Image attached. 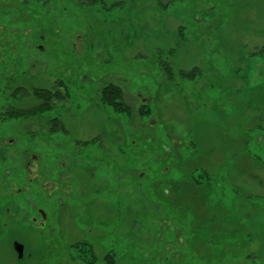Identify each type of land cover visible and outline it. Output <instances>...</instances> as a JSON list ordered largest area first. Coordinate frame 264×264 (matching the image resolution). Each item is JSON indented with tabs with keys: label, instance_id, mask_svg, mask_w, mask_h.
Listing matches in <instances>:
<instances>
[{
	"label": "rangeland",
	"instance_id": "374dc122",
	"mask_svg": "<svg viewBox=\"0 0 264 264\" xmlns=\"http://www.w3.org/2000/svg\"><path fill=\"white\" fill-rule=\"evenodd\" d=\"M261 194L264 0H0V264H85L81 242L94 264H264Z\"/></svg>",
	"mask_w": 264,
	"mask_h": 264
},
{
	"label": "trees",
	"instance_id": "16d2710c",
	"mask_svg": "<svg viewBox=\"0 0 264 264\" xmlns=\"http://www.w3.org/2000/svg\"><path fill=\"white\" fill-rule=\"evenodd\" d=\"M98 0H93V2H97ZM163 71L167 78L171 81L176 80L177 77L184 81H195L202 75V70L199 67H194L191 70H181L179 72H175L172 66L169 63H164L163 64ZM62 85V83H60ZM19 90H25L24 88L22 89H17L14 91L12 94V97H18ZM23 94L30 93L23 91L21 92ZM17 94V95H14ZM33 99L36 101L34 104L27 108V109H14V107L11 106L12 109H10L8 112L12 114L13 117L16 118V120H29L34 117H40L42 116L45 112H48L51 110L57 102L66 100L68 98V93L63 92L60 89V86L56 89H45V88H34L31 91ZM125 90L122 86L116 83H109L108 85L104 86L101 91H100V102L104 106H106L109 109H112L114 112L118 113H128L129 115L133 114V109L132 107L127 104L125 101ZM18 99V100H17ZM16 101L20 102V99L17 98ZM140 114L145 116L146 114L150 113V106L148 104H144L140 108ZM50 125H51V131H59L64 130V124L62 123L60 118H51L50 120ZM86 247L87 251L85 252L86 255H84V258H82V261L85 264H94L97 261V256L94 253V248L92 245L86 243V242H81L77 244V247L79 249H82L84 251V248ZM90 253V255H88ZM88 255V257H87ZM87 257V258H86ZM105 264H118L114 255L113 254H106L104 257Z\"/></svg>",
	"mask_w": 264,
	"mask_h": 264
},
{
	"label": "crops",
	"instance_id": "0c3cea01",
	"mask_svg": "<svg viewBox=\"0 0 264 264\" xmlns=\"http://www.w3.org/2000/svg\"><path fill=\"white\" fill-rule=\"evenodd\" d=\"M162 6H167V4H165V5H163L162 3H160ZM163 73V72H162ZM117 84V83H116ZM121 86V85H120ZM127 93H126V91H125V95H126ZM14 95H17V94H14ZM13 97H15V96H13ZM143 102H146L145 100L143 101ZM205 174V176L203 177V178H207V179H209V181L210 182H212L213 181V178H212V176H210V173H207V172H205L204 173ZM194 180H196V179H194ZM219 194V199H218V201H220V204L222 203L223 204V206H224V209L227 207V202H228V197H227V195H222V193L221 192H218ZM238 193H235V195L234 194H232L231 196H234V197H236V196H238L237 195ZM242 197H243V195H241ZM212 198V197H211ZM211 198H209L207 201H208V204H209V206H210V199ZM244 198V197H243ZM248 198L252 201L253 200V202L255 203V202H258V200L259 199H263L264 200V195H249L248 196ZM241 200H243V199H241ZM240 200V201H241ZM242 202V201H241ZM238 203V202H237ZM212 204V203H211ZM262 206H264V205H262ZM209 209H211L210 207H208ZM204 209H207V208H205L204 207ZM217 228H221V225H218L217 226ZM224 232H222V234H220L219 236L220 237H218V238H222L223 236H224V234H223ZM221 240V239H220ZM214 242H211V244H213Z\"/></svg>",
	"mask_w": 264,
	"mask_h": 264
},
{
	"label": "water",
	"instance_id": "95a60500",
	"mask_svg": "<svg viewBox=\"0 0 264 264\" xmlns=\"http://www.w3.org/2000/svg\"><path fill=\"white\" fill-rule=\"evenodd\" d=\"M23 245H21V244H16V250H17V252L19 253V256L20 257H22L23 256Z\"/></svg>",
	"mask_w": 264,
	"mask_h": 264
},
{
	"label": "flooded vegetation",
	"instance_id": "af4514ba",
	"mask_svg": "<svg viewBox=\"0 0 264 264\" xmlns=\"http://www.w3.org/2000/svg\"><path fill=\"white\" fill-rule=\"evenodd\" d=\"M53 186V185H52ZM57 187V185H55ZM54 187V186H53ZM70 192V191H69Z\"/></svg>",
	"mask_w": 264,
	"mask_h": 264
}]
</instances>
